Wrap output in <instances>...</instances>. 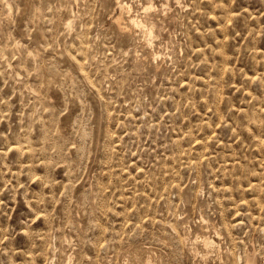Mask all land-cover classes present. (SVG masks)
<instances>
[{"label": "rangeland", "instance_id": "374dc122", "mask_svg": "<svg viewBox=\"0 0 264 264\" xmlns=\"http://www.w3.org/2000/svg\"><path fill=\"white\" fill-rule=\"evenodd\" d=\"M247 257L264 0H0V264Z\"/></svg>", "mask_w": 264, "mask_h": 264}, {"label": "bare ground", "instance_id": "6f19581e", "mask_svg": "<svg viewBox=\"0 0 264 264\" xmlns=\"http://www.w3.org/2000/svg\"><path fill=\"white\" fill-rule=\"evenodd\" d=\"M121 7L122 8H125L126 7V4L124 3L123 5H121ZM70 21V20H69ZM53 69V68H52ZM50 71H52V70H50ZM54 71L56 72V69H54ZM53 71V72H54ZM211 241V240H210ZM210 244V243H209ZM254 255V254H253ZM252 257V256H251ZM248 258V257H247ZM246 263L247 264H254V262H253V259H251L250 257L247 259V261H246Z\"/></svg>", "mask_w": 264, "mask_h": 264}]
</instances>
